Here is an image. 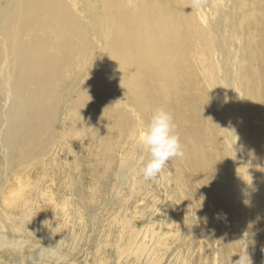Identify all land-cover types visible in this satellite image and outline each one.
Wrapping results in <instances>:
<instances>
[{
    "label": "bare ground",
    "instance_id": "bare-ground-1",
    "mask_svg": "<svg viewBox=\"0 0 264 264\" xmlns=\"http://www.w3.org/2000/svg\"><path fill=\"white\" fill-rule=\"evenodd\" d=\"M158 107L172 113L185 156L150 180L152 231L117 249L137 262L144 249L141 264H188L186 237L199 225L229 264H264V0H0L4 203L19 180L12 172L28 163L39 195L46 177L66 187L64 205L48 189L59 220L72 192H102L100 173L109 180L117 162L115 191L144 190L134 180L149 158L138 137ZM7 240L1 233L0 247Z\"/></svg>",
    "mask_w": 264,
    "mask_h": 264
},
{
    "label": "rangeland",
    "instance_id": "rangeland-1",
    "mask_svg": "<svg viewBox=\"0 0 264 264\" xmlns=\"http://www.w3.org/2000/svg\"><path fill=\"white\" fill-rule=\"evenodd\" d=\"M101 126L103 127V124ZM110 137L112 138V136ZM135 144L128 143L127 146L129 145L132 148L131 145ZM118 156L119 153L115 158L118 159ZM72 158V156L67 157V160L71 164L73 163ZM102 161L103 159H100L96 163H101ZM117 163L110 168L109 172L106 171V174L110 177L109 180L103 176L102 172L100 173L103 177V191H100L101 193L92 195L89 187H87L83 197L77 195L75 191L72 192L73 197H69L68 199L67 210V213H71V217L68 218L69 215L67 213L66 215L59 214L64 220L55 218L57 212L53 208L56 202L53 197L51 199L50 194L54 192L57 196V204L64 205L65 202L63 201L62 194L65 191L62 189L66 187L50 186L51 180L49 177H46V182L43 184L41 190L44 196H41L39 195V184L36 185L38 181L36 182V176L32 172L34 169L33 166L28 163L27 165H23L24 168L18 167L12 172L18 176L19 180L15 183L14 192L11 194L10 201L4 203V193L0 195V225L4 226V230H0V236L1 233L5 234L8 239V244L5 247H0V264L143 263L146 253L143 249L144 247H142L143 251L140 253V260L137 262V258L131 257L132 254L130 252L132 250L128 254L125 253L128 249L124 248L125 250L123 252L117 249V246L119 242L122 246L130 244V242H133L135 245L140 237L136 240V233L139 230L143 232L148 230L149 232L152 231V225H154L153 223L157 218L155 217L154 211L159 200H156L157 195L154 193V186L151 185L152 181H147V185L143 186L144 190L141 189L140 185L133 187V184H126L122 186L119 192L115 191L116 173L119 171L118 168L121 162L120 164L118 163L119 167H117ZM92 169L96 170L97 166L92 167ZM2 172L3 168L0 169V174ZM65 172L67 173V169ZM94 176L90 172L84 177L85 187L96 178ZM160 177L159 175L158 181ZM142 178L143 175L140 172L134 180L137 181L138 179L140 181ZM40 180L42 181L43 178ZM106 187L108 189L104 191ZM50 188H52L53 192L48 190ZM20 189H23V191L19 195ZM160 189L162 191L165 190L162 185ZM119 193L120 195H118ZM27 196L30 197V200L26 204L24 201ZM164 206L172 209L169 203H166ZM164 206L161 205L160 207L162 208ZM185 218H187L186 215ZM66 220L69 223L65 226L63 223ZM188 220L192 222L191 217ZM57 224L60 227L57 231H54ZM201 230L204 231V234H202ZM191 233L192 238L189 237ZM222 233L223 231H221ZM164 234H166V231ZM22 240H26L22 248L20 247L19 250L14 249L12 244H18ZM187 240L190 244L189 246L194 248L193 253L186 256L187 262L191 260L188 264H229L226 259V250H223L224 247H221L220 241L213 238L212 231L207 226L201 227L196 225L193 227V231L189 232L186 237ZM145 242L150 244L151 238L147 237ZM184 245L179 246L178 244L181 249L185 248ZM211 245L213 247L209 248ZM146 249L148 250V246ZM179 251H175L169 261L175 262ZM185 251L186 249L182 251L183 254ZM165 262L166 260H163L162 264L168 263ZM253 264H255V260Z\"/></svg>",
    "mask_w": 264,
    "mask_h": 264
},
{
    "label": "clouds",
    "instance_id": "clouds-1",
    "mask_svg": "<svg viewBox=\"0 0 264 264\" xmlns=\"http://www.w3.org/2000/svg\"><path fill=\"white\" fill-rule=\"evenodd\" d=\"M138 144L141 152L146 151L149 157L141 169L146 181L155 180L162 174L170 160L185 156L174 117L165 107L154 110L138 137Z\"/></svg>",
    "mask_w": 264,
    "mask_h": 264
}]
</instances>
